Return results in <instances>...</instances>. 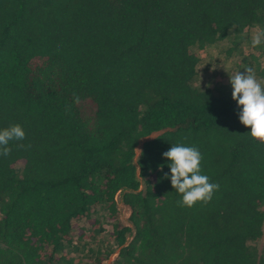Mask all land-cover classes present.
I'll return each mask as SVG.
<instances>
[{
  "label": "trees",
  "instance_id": "1",
  "mask_svg": "<svg viewBox=\"0 0 264 264\" xmlns=\"http://www.w3.org/2000/svg\"><path fill=\"white\" fill-rule=\"evenodd\" d=\"M257 30L264 0H0V130L26 134L0 156V264H264V145L229 83L264 81ZM212 47L232 62L202 82ZM176 144L207 205H177Z\"/></svg>",
  "mask_w": 264,
  "mask_h": 264
},
{
  "label": "clouds",
  "instance_id": "2",
  "mask_svg": "<svg viewBox=\"0 0 264 264\" xmlns=\"http://www.w3.org/2000/svg\"><path fill=\"white\" fill-rule=\"evenodd\" d=\"M264 41V31L257 30L252 37V47L255 48ZM232 88L231 98L236 102L239 111V122L250 129L247 135L254 142L264 145V86L257 79L252 68L237 71L229 77ZM74 101L79 102V97L74 94ZM25 132L19 125H12L0 130V156L7 157L11 153L8 147L10 141H23ZM155 139V137L149 136ZM21 148L31 145H18ZM136 161L143 155L141 149H135ZM163 158L169 161L168 167L171 187L181 197L177 205L181 208H193L196 204L207 205L219 185L211 183L209 177L201 174L202 154L196 147L176 144L163 153ZM163 166H161L162 169Z\"/></svg>",
  "mask_w": 264,
  "mask_h": 264
},
{
  "label": "rangeland",
  "instance_id": "3",
  "mask_svg": "<svg viewBox=\"0 0 264 264\" xmlns=\"http://www.w3.org/2000/svg\"><path fill=\"white\" fill-rule=\"evenodd\" d=\"M210 49H211L210 50L211 53L208 50V54L206 56L202 57L201 58V62H200V72L198 74V79H199V81H202V82H204L203 80H204V77H205L206 74H212V73H214L213 70H216L217 71L218 76H222L224 74L223 71H226L227 68L230 66V64L232 62V60H230V59H224V58H222V59L218 58L219 59L218 61L212 60L211 59V54L213 55V53H214L213 59H215L216 57H220V56L215 55L216 50H218L217 47H212ZM259 60H260V62L262 64H264V45L262 46ZM257 79L259 80V78H257ZM261 83H262V85H264V81H261ZM154 135H155V133L150 134L147 137L143 138L139 142V144L136 146L135 149H139L140 148V144H141V142L143 140L149 138V136H152L153 137ZM135 156H136V153H135ZM116 207H117V210H118V220H119V223L121 225H125L127 223L126 217H127L128 211L118 201H117Z\"/></svg>",
  "mask_w": 264,
  "mask_h": 264
}]
</instances>
